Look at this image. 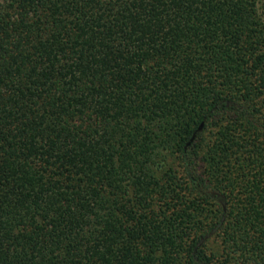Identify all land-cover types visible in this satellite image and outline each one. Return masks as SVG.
<instances>
[{
    "label": "trees",
    "instance_id": "trees-1",
    "mask_svg": "<svg viewBox=\"0 0 264 264\" xmlns=\"http://www.w3.org/2000/svg\"><path fill=\"white\" fill-rule=\"evenodd\" d=\"M0 264H264V0H0Z\"/></svg>",
    "mask_w": 264,
    "mask_h": 264
}]
</instances>
